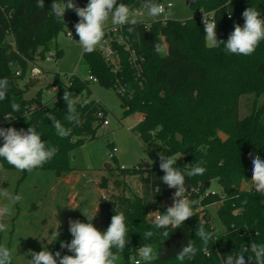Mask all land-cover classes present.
Wrapping results in <instances>:
<instances>
[{"label":"trees","instance_id":"1","mask_svg":"<svg viewBox=\"0 0 264 264\" xmlns=\"http://www.w3.org/2000/svg\"><path fill=\"white\" fill-rule=\"evenodd\" d=\"M73 2L78 7H86L89 0ZM156 2L161 3V0ZM52 3L53 0H44V9H40L37 0H0V79L7 78L9 82L7 96L0 100V119L3 128L27 130L33 126L41 134L42 140L56 146L59 149L57 154L33 171L51 170L61 177L72 171V152L95 139L96 131L102 127L98 113L108 115V111L101 103L85 99V94H90L89 79L82 81L71 77L63 82L56 75L49 87L58 90L46 104L42 103L40 93L27 99L29 87H20L19 80L26 75L28 66L46 59V53L57 36L65 32L71 23L79 22L73 10L65 13L70 22L65 20V16V23L59 22L51 14ZM119 3L128 4L138 12L145 10L143 0H117ZM190 7L199 13H215L217 38L223 41H227L235 24L243 27L242 13L247 8H256L261 12V19H264L261 0H194ZM129 27L133 28L131 32ZM122 28V35L139 60H143L141 76L138 77L130 65L129 53L118 48L122 58V70L118 75L111 72L97 50L90 54L83 53L89 77L97 79L106 88H114L117 80L125 87V95L117 93L126 114L138 113L143 117L134 131L145 145L156 144L161 149L160 153L176 156L175 167L182 173L200 161L204 162L202 166L206 171L203 175L186 176V195L199 203L194 205L195 215L176 229H157L146 217L152 204L160 206L164 200L173 197L175 189L168 188L161 179L164 172L160 168L146 169L143 163L121 173L139 177L142 194H111L108 200L101 199L105 212L104 231L115 211H123L126 216V240L129 242L119 254L116 264H135L137 250L143 244H150L154 249L157 258L151 264H181L176 256L189 241L198 249L202 247V242L195 235L201 223L218 239L209 241V257L203 251H198L194 259L185 260L183 264H223V257L240 253L242 247H250L252 242L264 243V195L242 188L251 182L252 177V158L248 154L251 152L264 160V40L252 55L243 56L227 54L223 44L219 48L206 47V33L198 18L137 22L135 26ZM8 35L13 37V44L6 41ZM156 42L168 45L166 56L154 50ZM59 55L57 52V57ZM64 91H70L82 102L86 101L75 106L80 116L79 124H69L65 120L67 107L62 98ZM245 97H253V101L250 112L240 117V103ZM13 102L20 105L19 112H13ZM49 112L72 129L70 136L61 138L56 134L46 115ZM5 116L12 119L5 120ZM220 132L228 136L226 142L219 138ZM177 136H181L182 142L177 141ZM2 145L3 138H0ZM156 160L159 161V156ZM7 171L19 170L0 157V173ZM19 172L21 177L16 194L14 190L10 193L13 197L18 195L19 184L30 173ZM212 181L218 182L221 193L205 197L210 190V187H205L207 184L211 186ZM158 186L160 192L157 193L155 189ZM100 188L108 190L107 178L101 180ZM219 203L218 217L225 232L218 235L206 207ZM2 205L9 204L3 200ZM9 208V220L0 218V223L6 225V230L0 232V246L7 247L11 252L19 202L12 201ZM165 212L166 209L161 210V213ZM148 230L153 231L154 235L144 240L143 233ZM165 230L169 232L168 237L162 235ZM61 242L70 243L64 232L51 243L48 250L53 254L59 251L61 256L74 255L61 248ZM244 255L248 264L247 256L250 253Z\"/></svg>","mask_w":264,"mask_h":264},{"label":"clouds","instance_id":"2","mask_svg":"<svg viewBox=\"0 0 264 264\" xmlns=\"http://www.w3.org/2000/svg\"><path fill=\"white\" fill-rule=\"evenodd\" d=\"M37 7L44 9V0H37ZM142 7L153 20H157L160 17L164 19L173 17L171 10L174 8V5L172 3H168L165 6V4L157 3L156 0H143ZM51 9V14L62 23H65L64 16L67 10H73L77 14L79 22L75 24V31L79 37L78 43L82 52L89 54L94 52L102 42L106 43V26L109 22L115 28L126 25L135 26L138 22L136 19L137 13L128 4H117V0H89L86 7H78L73 0H53ZM242 16L244 18L243 27L235 24L234 31L229 35L227 41H223L217 38V23L215 19L203 15L202 23L204 25V32L206 33V47L210 49L219 48L223 44L227 54L252 55L259 43L264 40V19H261V12L254 7L247 8L242 13ZM229 18H231V14H229ZM128 30L131 32L133 28L129 27ZM70 35H72L71 32ZM154 50L158 54L166 56L168 54V45L163 42H156ZM33 72L39 74L40 69L33 68ZM8 85L7 78L0 79V100L6 98ZM62 98L67 107L65 120L69 124H79L80 116L75 106L77 103H86V101L82 102L70 91H64ZM11 108L13 112L20 111V105L15 102L11 104ZM46 115L52 122L59 137L65 138L71 135V128L66 127L50 112ZM11 119V117L5 116V120ZM0 138H3V145L0 146V157L9 165L22 172H32L34 169L41 168L59 150L56 146L47 144V142L42 140L41 134L33 126H30L27 130H17L15 127H0ZM248 155L252 158L253 165L251 185L257 193L264 195V160L259 155L253 156L251 152ZM158 156L159 168L164 172V175L161 177L163 183L168 188L175 189L173 204L167 207L165 213L157 210L148 213L146 217L157 229H167L168 227L176 229L195 215L194 205L199 203L196 200H190L186 195V176L203 175L206 168L202 166L204 162L200 161L182 173L175 167L177 163L176 156H166L163 152L158 153ZM155 191L157 193L160 192L159 186ZM0 197L13 202H18L21 199L19 195L11 196L5 189H0ZM104 200H108V198L105 197ZM98 211L99 207L92 215L83 213L88 223H83L80 220H69V231L73 239L70 243L61 242V248H66L74 255L61 256L59 251L53 254L47 247L43 246V250L38 253L34 251L29 252L31 259H28V264H116L119 254L123 252L129 242L126 240L128 228L126 226L125 213L123 211H115V215L111 217L110 225L102 233L92 223ZM9 212V206H0V218L8 215ZM59 227L60 224L52 231L50 236H45L44 239H47L49 244L59 237ZM5 230L6 225L0 223V232ZM256 234L259 235V233ZM153 235V231H145L143 239L148 240ZM162 235L168 237L169 232L165 230ZM195 235L202 242V247L198 249L194 243L189 241L176 256V259L181 264L185 260L191 261L194 259L198 251L208 254L209 241L218 239L214 237L213 232L205 229L203 223L199 225ZM114 248L116 249L115 252L113 251ZM244 253H250L247 256L248 264H264V243L258 244L256 242H252L250 247H242L240 253L235 255L229 254L223 257V264H246ZM137 254L139 259L135 261V264H141V262L143 264H151L157 258L150 244H143L139 247ZM0 264H12V254L4 246H0Z\"/></svg>","mask_w":264,"mask_h":264},{"label":"rangeland","instance_id":"3","mask_svg":"<svg viewBox=\"0 0 264 264\" xmlns=\"http://www.w3.org/2000/svg\"><path fill=\"white\" fill-rule=\"evenodd\" d=\"M161 3L174 5L171 10L172 18L160 17L153 20L147 15L146 10L140 12L133 10L137 13V21L141 23L167 20L186 21L198 18L200 15L184 0H161ZM65 20L70 22L68 16H65ZM75 24V22L71 23L65 32H61L53 42L50 51L46 53V57H48L50 54L59 52L60 55L56 57V60L53 58L52 62H48L46 59L36 62V65L42 70V75L34 79L31 78L33 65L30 64L26 75L19 80L21 88L29 87L26 94L27 99H32L40 93L43 104L50 102L54 98L55 90L49 86L54 82L56 75H59L63 82H67L71 77L88 81L89 68L83 60ZM108 26H112L110 22L106 27ZM70 32L73 38L67 35ZM6 41L13 44V37L8 35ZM89 90L90 94H85V99L101 103L107 109L106 121L109 126L107 129L100 127L96 131L95 139L89 140L75 149L71 154L70 165L72 171L87 174L86 181L91 180V182L84 186L85 181H82L80 185L69 192V188L62 185L56 186L58 177L51 170L32 171L28 174L27 178L19 184L17 190L21 199L18 201L19 215L14 223L15 233L11 242L12 261L15 264H28V259H31L30 251L38 253L43 250L44 245L41 241L46 236L45 232H50L59 224L60 226L64 225V229L66 228L67 232H70V219L88 223L83 213L92 215L98 207L99 211L92 223L99 231L105 232L104 228L102 229V210L98 205L100 192L94 183L99 173L109 172V188L104 190L105 196L108 198L111 194H142L139 177L128 175V173L117 174L121 168L129 171L141 166L145 161H148L152 168H159V161L156 160V157L161 152L160 147L156 144L145 145L139 134L134 131L140 123L141 115L138 113L126 114L121 98L114 88H106L100 83L91 82ZM252 101L253 97L242 98L240 117H244L250 112ZM113 149L117 150L115 159L110 157ZM108 165L112 167L110 171L106 170ZM20 177L19 171L1 172L0 189H5L8 193L15 191ZM246 187L248 186L243 188ZM195 191L198 192V189ZM209 191L214 194L221 193V187L217 181H212ZM2 200L6 204L12 205L11 200L3 197ZM2 200L1 206H3ZM152 205V208H156L155 204ZM220 206L219 203L206 207L218 235L225 232V227L218 217ZM4 217L6 218L7 215Z\"/></svg>","mask_w":264,"mask_h":264},{"label":"built area","instance_id":"4","mask_svg":"<svg viewBox=\"0 0 264 264\" xmlns=\"http://www.w3.org/2000/svg\"><path fill=\"white\" fill-rule=\"evenodd\" d=\"M262 2V7L264 9V0H261ZM167 6V5H165ZM138 12V11H136ZM203 15L207 16L208 18H214L215 19V13H209V12H205L202 11L200 12V15L198 17V20L200 21V23L203 25L202 20H203ZM216 21V19H215ZM204 26V25H203ZM123 32V28H115V27H106V36H105V41L106 43H103L101 45H98L96 50L100 53L101 57L103 58V60L105 61L106 65L108 66V68L111 70L112 73H114L115 75L120 74L121 70H122V58L120 55V51L118 50V48H123L127 53H129L130 57H129V62L130 65L132 66V68L136 71V74L138 77L141 76L142 73V61L143 60H139L135 50H133L129 44V42L126 40V38L122 35ZM70 38H73V35H70V33L67 34ZM57 54H50L48 57H46V61L48 62H52L53 58H55L56 60ZM33 68H39L37 65H33ZM33 68L31 70V78H37L39 76L42 75V70L40 69V73H34L33 72ZM18 75H20V72L17 73ZM118 78V76H117ZM89 81L92 83H98V80L92 77H89ZM117 92H119L120 94L125 95L126 94V89L124 86H122L120 84V82L117 80V83L115 84V87ZM55 93L57 92V88H54ZM98 119L102 120V127L104 129H107V127L109 126V123L106 121L107 119V114H105L104 112H99L97 115ZM0 127H3V122L0 119ZM117 150L113 149V152L111 153L110 157L112 159H115V154H116ZM128 171L125 168H121L120 172H118L117 174H121L122 172H126ZM244 186H248L246 188H243ZM243 189L248 190V191H254L251 182L246 183L243 185ZM195 193H197L195 191ZM210 194L215 195L214 193L208 191L205 194V197L209 196ZM173 204V197L168 198L166 200H164L160 206H156V208H150L148 213L153 212V211H157L159 210L161 212L162 209H167V207L172 206ZM148 222L150 224H152L149 219L147 218ZM210 254H206V257H209ZM139 259L135 258L134 262Z\"/></svg>","mask_w":264,"mask_h":264},{"label":"crops","instance_id":"5","mask_svg":"<svg viewBox=\"0 0 264 264\" xmlns=\"http://www.w3.org/2000/svg\"><path fill=\"white\" fill-rule=\"evenodd\" d=\"M108 27H113V26H108ZM44 104H46V103H44ZM142 120H143V117L141 116L140 117V122ZM108 175H109V172H107V173H99V175L97 176V178L94 181V183L96 184V186H98V190L100 192V200L98 202V205L100 206V209L102 210V215H103V217H102V229H103V223H104V218H105V212H104L103 205L101 203V199L105 198L106 196H105V191L100 188V183H101V180L103 178H107L108 179ZM87 177L88 176L85 173H79V172H76V171H72V172H69L67 174H64L61 177H58V183H56V186H61L62 185L63 187L69 188V192H70L71 190H74V188H76L78 185H80L82 183V181H85L84 186H86L88 183H90L91 180L86 181L87 180ZM106 195H107V193H106ZM72 199L74 200V197ZM1 200H2V197H0V203H1ZM0 206H1V204H0ZM7 217H9V215H7ZM7 217L6 218L4 217V218L7 220ZM58 226L59 225H57L50 232H45L44 234L50 236L51 233H52V231H54ZM58 231H59V233L64 232L67 235L68 239L73 238L72 235H71V233L70 232H67L66 228L64 229V225L63 226H60L59 229H58ZM13 236H14V234H13ZM12 241H13V237H12ZM41 242L47 248L51 245V244L48 243L47 239H44Z\"/></svg>","mask_w":264,"mask_h":264},{"label":"water","instance_id":"6","mask_svg":"<svg viewBox=\"0 0 264 264\" xmlns=\"http://www.w3.org/2000/svg\"><path fill=\"white\" fill-rule=\"evenodd\" d=\"M119 1H126V0H119ZM186 3H187L188 6H192L193 3H194V0H187ZM218 136H219V138L221 139V141H223V142H226V141L228 140V136H226V135H225L224 133H222V132H220V133L218 134ZM177 141H178V142H182V138H181V136H177ZM144 164H145V166H146V169H150V168H151V166H150V164H149L148 161H145ZM106 170H107V171H110V170H111V166H107V167H106ZM209 187H210V184H207L205 188L208 189Z\"/></svg>","mask_w":264,"mask_h":264}]
</instances>
